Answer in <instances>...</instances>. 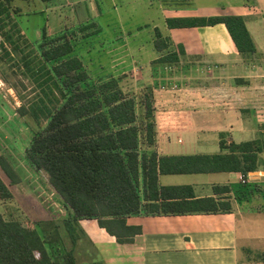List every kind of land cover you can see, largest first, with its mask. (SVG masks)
I'll use <instances>...</instances> for the list:
<instances>
[{
    "label": "crops",
    "instance_id": "obj_1",
    "mask_svg": "<svg viewBox=\"0 0 264 264\" xmlns=\"http://www.w3.org/2000/svg\"><path fill=\"white\" fill-rule=\"evenodd\" d=\"M39 1L44 6L37 12L45 19L43 24L34 27L37 37L30 38L27 27L18 18L31 11L22 10L20 6L15 11L18 14L15 21L30 42H41L43 27L52 37L67 34L73 37L74 54L82 59L87 72H96L102 78L121 77L129 90L152 87L154 142L141 143L144 151H155L158 155L213 154L221 150V132L227 133L229 142L263 137L264 0ZM226 14L245 18L257 46L251 58L246 59L239 53L224 23L169 26L170 18ZM156 29L169 43L162 51L155 47ZM181 48L184 53L180 54L178 64L153 65L161 55L169 51L179 53ZM201 63L209 66L207 81L200 80ZM16 105L19 106L18 101ZM3 106L0 102V116L4 114ZM11 106V112L16 110V106ZM7 112V122L15 129V125L19 128L21 125L23 131L27 115ZM33 135L29 137L30 142ZM8 137V131L1 124L0 156L6 157L18 181L12 182L1 163L0 176L14 189H11L13 198L7 203L21 209L14 201L16 194L31 197L36 202L39 196L34 198L18 168L17 161L28 163L25 153L13 151L12 148L18 149L19 145ZM17 139L20 143L24 140L19 135ZM260 156L259 168L247 175L222 171L161 174L159 177L160 185H191L196 197L214 196L219 201H228L230 211L128 216L127 224L141 226L142 233L126 243L118 242L97 219H80V236L74 246L77 261L82 254L84 264H241L239 215L244 214L243 208H248L253 201H257L258 210L264 212V151ZM185 174L191 175L194 181L166 178ZM208 174L221 178L203 180ZM223 185L229 189L215 190L216 186ZM53 193H56L54 188ZM54 217L44 216L42 220ZM88 254L93 256L89 258Z\"/></svg>",
    "mask_w": 264,
    "mask_h": 264
},
{
    "label": "trees",
    "instance_id": "obj_2",
    "mask_svg": "<svg viewBox=\"0 0 264 264\" xmlns=\"http://www.w3.org/2000/svg\"><path fill=\"white\" fill-rule=\"evenodd\" d=\"M0 0V31L11 46L20 49L25 72L41 89V97L29 106L35 119L48 123L34 133L26 158L37 170L47 172L49 182L66 208L57 219L38 220L32 225L7 217L0 208V264H79L74 246L80 236L79 220L95 218L120 243L132 242L141 226L127 224V217L147 214H185L230 211L228 201L214 196L196 197L191 185H160L161 174L239 171L247 175L260 166L263 137L235 142L220 133L218 153L158 155L141 149L154 142L155 123L152 87L143 104L145 122L138 124L137 100L121 77L91 76L82 59L74 54L72 36H49L43 27L40 52L21 46V29L13 20L9 2ZM48 1V0H45ZM224 23L239 53L246 59L257 52L255 41L242 15L226 14L170 18V27H194ZM169 46L156 29L155 47ZM9 54L5 43L0 44ZM169 51L153 61L154 66L176 65L180 54ZM55 89L59 96H56ZM50 104V105H49ZM28 108V107H27ZM22 106L23 114L28 109ZM141 130L143 134L141 136ZM0 163L12 182L18 175L9 169L5 156ZM229 189L216 186L215 190ZM13 192L0 176V201ZM71 246L66 245L63 229Z\"/></svg>",
    "mask_w": 264,
    "mask_h": 264
},
{
    "label": "rangeland",
    "instance_id": "obj_3",
    "mask_svg": "<svg viewBox=\"0 0 264 264\" xmlns=\"http://www.w3.org/2000/svg\"><path fill=\"white\" fill-rule=\"evenodd\" d=\"M14 1L10 3V10L13 11V20L15 21L16 17L18 16L17 12L15 13L17 6H20L22 10L25 8L27 12L31 11L27 16H18V18L22 21L23 25L27 27V31H29V35H31L30 38H34L35 36L37 37L38 33L34 27L36 25L43 24L45 19V17L41 15V13H38L37 10L41 9L44 6V3L39 0ZM34 11L37 13L34 14ZM21 35L20 43L22 47L26 48V52H30L33 49L37 50V52H40V43L43 41V38L41 39L40 43H32L29 41V37H27L26 34L21 33ZM2 43H5V47H7L9 54H7L5 48L0 47V102L2 105H4L1 110L4 114L0 116V125L2 124L3 129L8 131L10 135V137H8L9 140L17 142L19 145L18 149L12 148V150L18 152L20 151L22 154L25 153L24 157H26V149L30 143L29 137H31L33 133L40 131L48 123V119L44 115H41V122H39L35 119V116L31 113V111H29L30 104L38 101L42 93L30 72L24 71V67L21 62L20 49L14 50L11 44L5 41L0 31V44ZM208 67L209 66H207L205 63H201V65L198 67L200 71H198V73L202 74L200 80L207 81V77L209 76ZM90 73L91 76L97 80V77H99L98 73ZM127 90L129 89L127 88ZM146 90L147 87L143 86L134 91L137 100V111L139 116L138 124L140 127H142L144 125L143 122H145V107L142 100ZM57 92L58 90L55 89L56 96H59ZM16 101H18L19 106L16 105ZM4 102L7 103L3 104ZM11 105L16 106V110L14 111H17L22 116V106H25V108L28 107L27 109L29 112L24 114L27 115V119H25L27 121L24 123L25 126L23 131L21 125L20 128L15 125V129L13 128V125H11L6 120L7 116L9 117L7 110L10 111V114L14 112H11L10 110L12 108ZM10 120L12 121L13 119ZM32 130L34 132H32ZM142 134L143 131L141 130V136ZM18 135L24 139L23 142L20 143L19 139H17ZM142 147L143 146L141 145V148ZM24 157L22 156V159L21 157L20 159L23 161ZM20 162L21 161H17L19 164L18 168L19 171H21L23 178L26 180L25 185L28 187V190L33 191L34 198L39 196L37 198L39 202L34 201L31 197H25L23 194H16L14 201L21 205L22 210L16 205H10V203H7L9 200L0 201V208L4 215L7 217H20L24 220L28 219L27 221L30 225H32L34 222L32 220H42L44 219V216L45 218L55 216L54 219L62 221L61 218L66 215L67 211L57 192L53 193V187L49 182L47 172L44 170H37L34 166L29 164V162L27 164ZM189 176L191 175L185 174L178 177L168 176L166 178H174L176 181H194V178ZM202 178L206 181H216L221 177L217 176L216 174H208L206 177ZM11 189L14 191L13 188ZM258 209L259 207L257 201H253L248 208H243L244 214L239 215V232L242 241L241 264H264V212H260ZM62 229L66 245L70 247V238L64 228ZM81 255L78 257V262L79 264H84L85 262L82 260ZM92 256L93 254H88L89 258Z\"/></svg>",
    "mask_w": 264,
    "mask_h": 264
}]
</instances>
